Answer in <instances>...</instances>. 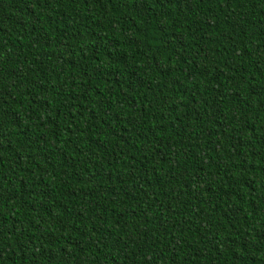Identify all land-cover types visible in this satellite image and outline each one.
<instances>
[{
    "label": "trees",
    "instance_id": "trees-1",
    "mask_svg": "<svg viewBox=\"0 0 264 264\" xmlns=\"http://www.w3.org/2000/svg\"><path fill=\"white\" fill-rule=\"evenodd\" d=\"M0 264H264V0H0Z\"/></svg>",
    "mask_w": 264,
    "mask_h": 264
}]
</instances>
